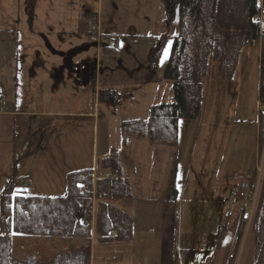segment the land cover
<instances>
[{
  "label": "rangeland",
  "instance_id": "rangeland-1",
  "mask_svg": "<svg viewBox=\"0 0 264 264\" xmlns=\"http://www.w3.org/2000/svg\"><path fill=\"white\" fill-rule=\"evenodd\" d=\"M155 1L157 6L139 7L133 6L131 2L135 3L134 0H116L118 6L115 8L109 0H104V25L109 24L112 14L125 22L121 32H117L119 42L115 47L103 38L101 49H109L108 53L101 54V66L107 73L99 76L98 71L95 78L83 70V85L79 90L73 85L62 88L57 94L48 92L43 99L32 97L18 102L20 112L33 110L56 114L5 118V125L12 128L0 130V185L3 171H8L13 177L12 182L24 184L22 189L26 195H61L66 192L70 172L84 168L97 171L99 162L110 154L112 148L117 149L124 157L125 173L129 175L135 194L131 204L117 203L133 219L137 239L135 248L130 254L124 253L123 257L129 264H153L152 241L155 238L139 232L140 228L146 230L149 225L156 227L161 211L153 208V201L160 195L162 186H167L176 163L178 189L183 202L182 206L177 205L176 264H211L217 234L212 241L210 233H218V225L225 227L227 222L221 250L214 260V264H225L228 252L232 255L234 251L242 220L243 239L235 264H253L256 257L252 232L255 217L248 224L240 209L241 220L237 224L234 218L236 200L232 198L228 185L238 174L252 176L259 164L263 169L264 144L260 151L258 142L260 41L242 48L232 76L219 69L217 60L212 63L210 76L203 81L198 119L179 123L178 148L154 146L147 140L135 138L129 139L124 146L121 133L124 121L146 120L149 106L174 102L173 82L164 79L163 73L172 37L179 30L176 22L167 23L162 1ZM261 25L264 28V21ZM92 37L90 34L91 40ZM165 37L168 38L164 41L162 38ZM161 39L164 45L159 47ZM91 40V47L100 46ZM156 47L161 48L157 62L153 61ZM77 58L92 59L89 66L97 70L98 58L90 51L87 54L79 51ZM81 77L78 69L76 78ZM103 89L116 90L122 96L120 102L112 105L99 101L98 92ZM75 95L81 96L77 98ZM66 113L76 116H66ZM26 120L37 126H29ZM222 180V192L218 191L216 195ZM6 186H0V193ZM218 200H221V207L215 211V201ZM204 201L211 204L203 207ZM90 210L95 223L98 203ZM29 238L49 239L13 235V264L22 255L25 260L43 257V242L36 243L39 246L35 250L24 254ZM54 239L62 244L68 243V240ZM188 242L197 243L200 250L182 251L180 248ZM68 249H50L49 252L55 255Z\"/></svg>",
  "mask_w": 264,
  "mask_h": 264
},
{
  "label": "trees",
  "instance_id": "trees-1",
  "mask_svg": "<svg viewBox=\"0 0 264 264\" xmlns=\"http://www.w3.org/2000/svg\"><path fill=\"white\" fill-rule=\"evenodd\" d=\"M168 24L176 22L178 33L165 65L163 77L173 82L174 102L149 106L147 119L124 121L121 124L122 142L129 139L147 140L151 145L178 148L179 123L196 120L201 111L203 81L210 76L212 63L218 61L219 69L232 76L242 48L253 41H260L259 117L258 142L260 151L264 144V0H161ZM36 0H30L33 10ZM32 16V12H30ZM113 37L115 45L118 36ZM170 37V36H168ZM168 37L162 38L164 41ZM160 40L159 47L164 45ZM108 47L103 48L108 53ZM157 49V47H156ZM155 49L153 61L159 60L161 48ZM114 51V50H112ZM127 97V96H126ZM122 96L112 89L98 92L99 101L115 105ZM99 180L96 183L98 203L94 235L100 243H129L134 237V222L122 205L135 200L129 175L125 173V161L120 152L112 148L110 154L99 162ZM114 179L103 178L104 174ZM254 172V178H257ZM93 168L70 172L66 192L56 196L24 194V184L11 182L0 193V264H13L12 237L15 234L47 237L49 239L80 240L85 244L93 236L91 223L83 224L84 209L91 211V192L81 193V188H91ZM260 197L252 232L256 241V257L253 264H264V160L261 173ZM178 177L176 163L161 203L175 206L178 201ZM244 222L238 230L234 251L227 264H235ZM222 227L216 248L222 240ZM49 264H91V251L87 245L69 247L68 251L55 254Z\"/></svg>",
  "mask_w": 264,
  "mask_h": 264
},
{
  "label": "crops",
  "instance_id": "crops-1",
  "mask_svg": "<svg viewBox=\"0 0 264 264\" xmlns=\"http://www.w3.org/2000/svg\"><path fill=\"white\" fill-rule=\"evenodd\" d=\"M30 0H0V116H2V124L0 130L6 127L7 130L12 126L5 125L8 116H26L32 117L45 116L56 113H46L38 111H21V105L18 104L20 100L28 101L32 97L44 98L50 92L57 94L62 91V88L68 89L69 86L75 85L79 90L83 85V70L87 71V75L97 77L106 74V69L101 66V54H106L102 51L101 46H90L89 40L92 30L90 16L97 17V30L101 35L117 36V32H121L124 21L121 17L112 14L109 19V24L104 25V0H36L34 8L30 11L28 4ZM116 0H109L113 7H117ZM131 2L133 6L145 7L155 4V0H134ZM32 12V16L30 14ZM106 26V29H104ZM117 33V34H115ZM170 36V35H169ZM92 41V40H91ZM119 42V39L117 43ZM92 50V51H91ZM79 51L91 52L96 55L99 61L97 70L95 67L90 68L92 59H78ZM89 66V67H88ZM81 71V79L76 78V71ZM102 71V73H101ZM81 95L75 97L79 98ZM77 101V100H76ZM76 103V102H75ZM78 105V104H77ZM61 115H64L62 113ZM66 116H76L71 113H66ZM88 116V115H85ZM29 124V120H26ZM29 126H37L34 123ZM14 128V127H13ZM17 128V121H15V129ZM160 156H164L159 152ZM255 172V171H254ZM142 178V177H141ZM1 188L13 181L8 171H3ZM234 179V178H233ZM219 182L222 192L223 180ZM224 185V184H223ZM232 179L229 182L231 191ZM165 184L160 189V195L154 199L153 208L161 211L158 217V222L155 228L149 225L146 230L140 228V234H149L154 236V257L153 264H176V225L177 221V205L181 204L180 191L178 201L175 206L164 205L161 203V196L165 192ZM204 189V187H203ZM205 191V190H204ZM231 193V192H230ZM214 210H219L221 207V200L215 201ZM204 201L201 205L207 207L210 205ZM236 204V203H235ZM174 207V208H173ZM237 213L234 215L237 224L241 220V212L236 204L234 208ZM183 212L181 211V214ZM169 219L171 220L169 223ZM181 222V221H179ZM219 231L210 233V240L213 241L216 234L221 230V224L218 225ZM93 236L88 243L73 239L68 243H61L59 240L40 238H29L26 244L25 253L35 250L36 243L43 242L42 250L43 257L40 256L25 260L24 255L17 257L14 264H49L53 259V252L50 249H62L65 247L76 246L82 244L87 245L91 251V264H129L124 259V253H129L135 248L137 239L131 242L123 243H100L96 240L94 235L95 223L93 225ZM227 228V222L225 223ZM238 228V226H237ZM155 235H154V234ZM218 248L212 255V263L216 260V253L221 250L223 238ZM150 242V244L152 243ZM180 249L189 251L200 250L197 248V243H187ZM148 250L145 251V253ZM225 259V264L231 256ZM130 254V253H129Z\"/></svg>",
  "mask_w": 264,
  "mask_h": 264
},
{
  "label": "built area",
  "instance_id": "built-area-1",
  "mask_svg": "<svg viewBox=\"0 0 264 264\" xmlns=\"http://www.w3.org/2000/svg\"><path fill=\"white\" fill-rule=\"evenodd\" d=\"M97 20L96 16H91L90 22L95 24ZM98 41H101L100 36H98ZM109 45H114V40L109 38L106 40ZM114 175L107 174L106 179H113ZM91 192L93 194V198L95 197V190L90 189L88 187L81 188V193ZM260 195V177L255 180L251 176H246L240 174L236 177L233 187H232V196L238 202L240 209L242 210L243 216L245 220H247L248 224L251 223L252 219L255 216L256 208L258 205ZM95 200V198H94ZM94 208V206H93ZM82 221L83 224H94V215L93 211H89L87 209L83 210L82 213Z\"/></svg>",
  "mask_w": 264,
  "mask_h": 264
}]
</instances>
